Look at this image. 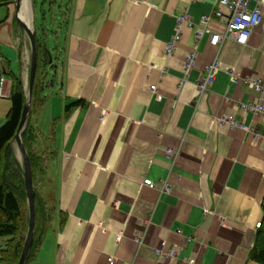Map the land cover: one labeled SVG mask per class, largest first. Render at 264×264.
Listing matches in <instances>:
<instances>
[{"label": "crops", "instance_id": "0c3cea01", "mask_svg": "<svg viewBox=\"0 0 264 264\" xmlns=\"http://www.w3.org/2000/svg\"><path fill=\"white\" fill-rule=\"evenodd\" d=\"M6 1L0 50L27 91L29 40L14 0ZM64 2L66 21L55 34L44 35L43 15L35 17L54 62L40 80L33 123L51 153L45 188L55 212L30 264H109V256L116 264H187L190 257L195 264H257L248 257L256 224L264 222V143L217 117L233 114L264 136V116L239 105L261 97L243 79L264 77V8L246 45L229 37L217 48L209 43L211 32L225 29L217 0ZM183 13L196 25L211 16L209 32L196 41L184 27L167 56ZM189 52L197 61L185 73ZM216 57L239 82L222 69L197 102V82ZM2 76L9 99L11 80ZM163 242L166 251L178 247L177 259L155 252Z\"/></svg>", "mask_w": 264, "mask_h": 264}, {"label": "trees", "instance_id": "16d2710c", "mask_svg": "<svg viewBox=\"0 0 264 264\" xmlns=\"http://www.w3.org/2000/svg\"><path fill=\"white\" fill-rule=\"evenodd\" d=\"M6 2V0H0V6L6 4ZM34 35L37 47V69L33 100L25 127L21 132V139L31 164L35 199L34 240L26 264H30L36 257L43 240L46 224L51 222L55 212L54 207L48 203L50 201L49 198L40 195L34 184L37 167L43 160V155L39 152H47L41 141L42 136L38 133L33 123L36 114L42 106L38 98V87L41 84L40 80H44L45 77V72L39 75L40 52L45 56L44 66L50 64L49 51L46 49V45L37 38L36 26L34 27ZM3 59V54L0 50V77L7 75L11 80L10 108L4 122L0 126V236H7L3 246L0 248V264H18L26 237L29 210L23 162L20 163L17 160L12 143L15 141V134L21 119L26 100V91L23 88L20 77L9 67V61ZM47 154L51 156V153L47 152ZM46 166L41 169L42 172L47 171ZM248 259L257 264H264V222L261 223V226L256 231L254 244Z\"/></svg>", "mask_w": 264, "mask_h": 264}, {"label": "built area", "instance_id": "2783aa9c", "mask_svg": "<svg viewBox=\"0 0 264 264\" xmlns=\"http://www.w3.org/2000/svg\"><path fill=\"white\" fill-rule=\"evenodd\" d=\"M218 9L216 10V16L220 21L225 24V29L223 32H211L209 43L210 45L220 48L223 43L229 38L233 37L236 43L240 45H246L253 29L259 25L263 20L262 9L264 8V0H217ZM212 17L207 15L201 17L198 25H196L189 17L187 13L179 14L176 16L175 24V33L171 39L167 42L165 48V54L167 56L175 53L177 49V42L182 37V30L184 27L194 29L195 31V40L198 41L202 35L206 32H209V23L211 22ZM197 55L196 52H189L185 56V62L183 69L185 73H188L196 64ZM225 69L233 83L239 82V77L236 74L235 70L231 67H224L223 63L218 57L211 61L205 69L204 75L197 82V102L205 98L210 91L216 74ZM245 86L249 89H252L261 94V97L254 99L253 101L240 102L241 110L245 112H251L254 115L264 116V77H249L243 79ZM4 76L0 77V95L5 96L4 92ZM150 90L155 93V85L150 86ZM217 120L220 124H228L230 127H239L245 131L252 133L254 139L260 140L264 143V136L260 135L253 127L246 126L242 120H237L233 114L226 113L222 116L217 117ZM167 153L173 155L175 151L173 149H168ZM143 184L150 188H160L165 191H169L170 187L167 182L155 183L150 179H145ZM261 222L256 224V227L259 228ZM179 232V231H178ZM120 239V236L117 237V240ZM135 241L137 244L141 245L143 243V234L138 233ZM165 243H162V246L156 249V253L159 255H166L173 259H177L178 256V247L174 246L169 250H164ZM109 264H116L115 259L112 256L108 257ZM187 264H195V258L190 257L187 259Z\"/></svg>", "mask_w": 264, "mask_h": 264}, {"label": "water", "instance_id": "95a60500", "mask_svg": "<svg viewBox=\"0 0 264 264\" xmlns=\"http://www.w3.org/2000/svg\"><path fill=\"white\" fill-rule=\"evenodd\" d=\"M14 4H15V19L18 22L19 26L26 33L28 40H29V47H30V65H29V73H28L26 100H25L24 107L22 110L21 119H20V122L17 128V132L15 134V142L21 153V158H22V162L24 166V180H25L28 210H29L26 237H25L24 246H23L18 264H26L29 251L31 249V246L34 240L35 199H34L33 175H32L31 164H30L29 157L26 152L25 146L21 139V132L25 127L27 117L31 110V103L33 100L34 81H35V75H36V69H37V47H36L34 28H33V12H32L31 25L27 24L25 21H23L19 17L21 0H14ZM49 63H50L49 66H51L52 61H51L50 52H49Z\"/></svg>", "mask_w": 264, "mask_h": 264}, {"label": "rangeland", "instance_id": "374dc122", "mask_svg": "<svg viewBox=\"0 0 264 264\" xmlns=\"http://www.w3.org/2000/svg\"><path fill=\"white\" fill-rule=\"evenodd\" d=\"M30 5H31V12H33V28L38 24V21L40 22V18L43 15V18L41 20H43V24L46 27H48L44 31V35L55 34L57 30V26L60 25L61 23H64V21H66L68 9L66 6L64 7L65 5L64 0H30ZM35 17L38 21L35 20ZM49 46L50 44H47L46 49L50 53H52V51H50L49 49L50 48ZM44 60H45V56L42 52H40L39 63H38L39 75L43 73L45 68L46 72L44 73V76L48 77V71L50 72V68H49L50 66L49 65L44 66ZM51 61L53 62L52 57H51ZM3 89L5 92V84ZM9 108H10V100L5 96L4 97L0 96V126L6 118ZM12 147L17 160L20 163H22L21 153L15 141L12 143ZM39 153L43 155L42 156L43 160L41 161L39 167H37L34 184L40 195H43L46 198L53 197V193L50 192V190L47 191V189L45 188L47 183V171L42 172L41 170L44 169V167L48 164V161L50 160L51 157L49 154H47V152L46 153L39 152ZM6 239L7 236H0V248L3 246Z\"/></svg>", "mask_w": 264, "mask_h": 264}, {"label": "bare ground", "instance_id": "6f19581e", "mask_svg": "<svg viewBox=\"0 0 264 264\" xmlns=\"http://www.w3.org/2000/svg\"><path fill=\"white\" fill-rule=\"evenodd\" d=\"M19 17L23 21H25L27 24L31 25V23H32V12H31L30 0H21Z\"/></svg>", "mask_w": 264, "mask_h": 264}]
</instances>
